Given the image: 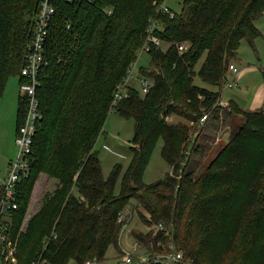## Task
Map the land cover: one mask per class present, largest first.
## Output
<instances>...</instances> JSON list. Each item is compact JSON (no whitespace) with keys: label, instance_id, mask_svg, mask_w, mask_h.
I'll return each instance as SVG.
<instances>
[{"label":"trees","instance_id":"16d2710c","mask_svg":"<svg viewBox=\"0 0 264 264\" xmlns=\"http://www.w3.org/2000/svg\"><path fill=\"white\" fill-rule=\"evenodd\" d=\"M41 1L0 0V98L12 78L19 79V89L24 83L21 70ZM166 1L55 0L44 48L48 66L38 87L44 119L28 161L29 178L17 185L15 234L41 175L60 186L19 235V264L42 255L48 264H103L110 248L120 250L126 222L119 218L133 199L146 225L169 227V236L136 234L153 258L171 254L174 245L184 258L172 264H264V106L249 112L230 102L228 110L245 122L197 180L186 173L191 134L202 117L221 109L241 42L255 49L262 36L256 22L264 0H181L183 11L173 10V19L159 11ZM153 20L162 46L150 44L149 65L134 75L153 86L144 94L133 79L128 96L114 105ZM181 44L186 49L180 53ZM197 78L215 90L196 86ZM18 104L15 143L27 110L21 89ZM111 112L133 119L135 135L129 167L123 172L116 165L106 178L96 143ZM168 116L194 126L169 123ZM161 140L162 159L173 175L146 185L144 173Z\"/></svg>","mask_w":264,"mask_h":264},{"label":"rangeland","instance_id":"374dc122","mask_svg":"<svg viewBox=\"0 0 264 264\" xmlns=\"http://www.w3.org/2000/svg\"><path fill=\"white\" fill-rule=\"evenodd\" d=\"M166 4L178 14L183 11L181 0H167ZM256 23L262 36L256 40L255 49L250 46L247 40L241 42L238 51V58L231 62V64L236 65L241 75L238 77L229 74V79L235 83V86L233 89H227L223 96L225 102L229 101L232 98L231 96H235V98L240 100L242 103L241 106L245 110H250L252 106H255L256 110L254 112L262 110L260 109V104L263 105L264 103L262 82V74L264 73V15ZM138 56L139 59L137 64L132 69L134 75L138 74L140 67H147L150 63L149 55L142 54ZM134 81L139 82V79H134ZM134 81H131L130 84L132 85V83H136ZM194 84H196V86L198 85L207 88L210 91L215 90V88L201 82L198 78L195 80ZM19 96V79L12 78L7 84L4 96L0 98V179L6 177L10 169V166L7 165L10 155L13 152L18 153V148H16L15 143V131L17 125L16 115L19 106ZM221 101H223V99H221ZM229 104L230 102H228L227 105ZM228 107L229 106H226L225 109H222L221 107L216 116H211L206 125L204 124L203 126H200V129L197 132L191 134L193 136L192 141H194V147L187 153L189 162L186 166V173H191L192 177L196 180L213 162L215 158L214 156L218 154L220 149L222 150V148L229 143V136L234 134V132H238L241 128L240 126L242 122H245V118L233 114L228 110ZM217 116L220 118V121L215 120V117ZM168 117L166 118V121L169 123H185L190 127L194 126V124L186 122L185 119L182 120L176 116L172 118L171 116ZM228 125L231 127L228 128ZM134 127L135 122L133 119H123L114 112L109 114V119L103 129L104 133L99 137L96 143V151L99 154V159L102 164V172L106 178L110 176L109 174L111 170L116 165H122L123 172H125L132 162L131 159L133 154L130 147H133L131 142L135 135ZM232 127L233 131L231 130ZM157 144L158 145L151 158L152 160L144 173V183L146 185H153L156 182L163 180L167 175H173V168L162 159V149L164 146L162 140L158 141ZM196 151H198V153H196ZM41 176L42 177L37 182L38 184L36 183L28 214L19 231H22L23 228H25L24 225L26 223L29 224L31 218L40 210L39 208L44 203L43 199L45 196L54 194V191L60 186L54 179L46 175ZM119 187L120 183L117 186V192L120 191ZM137 207L139 210H143L137 200L133 199L124 211L125 217L122 222H126V225L124 226L125 229L122 231V237L120 239V250L115 249L114 247L110 248L107 260L103 262V264H117L124 260L125 255V257H127L129 254L132 255V259L135 261H139L142 257L147 259V257H150L151 255L149 251L151 249L149 248L148 250L143 244L139 245L135 237L137 236L136 234H144L147 236L149 233H154V228H158L159 226H164L165 229L166 227L169 229V227L162 222L156 223L152 226L146 225L143 219H139L140 217L138 215L139 212ZM144 215H146V213H144ZM155 234L156 233H154V235ZM158 255L159 257H169L171 254L164 252Z\"/></svg>","mask_w":264,"mask_h":264},{"label":"built area","instance_id":"2783aa9c","mask_svg":"<svg viewBox=\"0 0 264 264\" xmlns=\"http://www.w3.org/2000/svg\"><path fill=\"white\" fill-rule=\"evenodd\" d=\"M55 0H42L39 10V15L36 19L34 26V34L32 41L28 48V64L21 70V77L24 83L20 86L21 96L27 103V110L25 113L24 124L20 127L19 135L16 140V148H18V153L16 158L11 161L10 169L6 177L0 179V264H18L19 263V252L18 243L19 235L26 231L27 223L24 225L22 231L15 234L14 232V219L16 213L20 210L18 204V191L17 185L29 178L30 175V163H28L29 158L33 154V144L36 136V131L41 127L43 116L40 111V103L38 99V87L40 86V78L44 74L48 64L44 58V48L45 42L49 33V26L55 16ZM159 11L164 16L167 15L170 18L176 16L175 12L171 10L166 4L160 6ZM109 14L112 12L108 11ZM150 29L148 30L147 43L139 51L138 55L148 54L150 52V44L153 43L156 46L161 47V41L155 36V31L160 28L157 20L151 21ZM186 45L181 44L179 46L180 53L185 51ZM135 67V66H134ZM133 67V68H134ZM230 72L233 75L240 76V71L233 64L229 66ZM128 78L123 82L120 87H118L117 93L114 97V105L123 101L129 94L131 87V81L135 78L133 71L130 70ZM140 84L142 85V92L147 94L150 88L153 86L150 80L139 78ZM226 88H233L235 83L231 80L226 81ZM221 107H225L224 103L221 102ZM228 106V105H227ZM170 118V117H168ZM172 118V117H171ZM210 116L206 115L202 117L200 125L203 126L207 123ZM171 120V119H170ZM125 215L120 216V221L123 220ZM158 232L170 235L169 229L164 226H159L154 228V233L157 235ZM171 255L169 257H159L153 258L152 256L140 258L139 261L132 259V255L129 254L127 257L124 256V260L118 262L117 264H147L151 262L152 259L155 262H162L166 264H172L174 262L182 261L184 255L182 252H177L174 245L170 246ZM182 259V260H181ZM148 260V261H147ZM32 264H48V262L43 259V255L39 260L34 261ZM96 264V263H87ZM149 264V263H148Z\"/></svg>","mask_w":264,"mask_h":264},{"label":"crops","instance_id":"0c3cea01","mask_svg":"<svg viewBox=\"0 0 264 264\" xmlns=\"http://www.w3.org/2000/svg\"><path fill=\"white\" fill-rule=\"evenodd\" d=\"M235 67H236V65L235 64H233ZM237 68V67H236ZM230 75L232 74L231 72L229 73ZM229 79V78H228ZM262 82H263V77H262ZM264 83V82H263ZM234 88V87H233ZM233 88H225V90H224V92L227 90V89H233ZM224 92H223V94H222V99H223V101H221L222 103H224V105L225 106H227V104H228V102H235V103H237L238 105H239V107L241 108V109H244L241 105H242V103L240 102V100L238 99V98H235V96H231L232 98L229 100V101H227V102H225V99L223 98V96H224ZM263 97H264V85H263ZM262 104H260V109H262L263 107L262 106H264V103H263V105L261 106ZM229 106V105H228ZM222 109H225V107H223ZM253 109V110H252ZM257 109H259V108H257ZM245 110V109H244ZM256 110V107L255 106H252L251 108H250V110H246V111H249V112H254ZM220 111V110H219ZM218 111V112H219ZM211 117V116H210ZM216 119V121H220V118L217 116V117H215ZM210 119V118H209ZM226 122V121H225ZM244 122H242V124H243ZM207 124V123H206ZM205 124V125H206ZM241 124V125H242ZM228 128H230L231 126L230 125H228L227 126ZM227 128V129H228ZM232 131H233V127H232V129H231ZM228 134L230 135V133L228 132ZM234 134H235V132H234ZM234 134H232V135H230L229 136V140L231 139V137L234 135ZM17 135V134H16ZM16 138V137H15ZM228 140V141H229ZM221 150V149H220ZM17 156V152L15 153V152H13L11 155H10V157H9V160H8V166H10V162L11 161H13L14 159H15V157ZM215 157V156H214ZM8 168V167H7ZM44 176V175H43ZM42 177V176H41ZM55 180V179H54ZM55 181H57V180H55ZM58 182V181H57ZM38 184V183H37ZM41 208V207H40ZM39 208V209H40ZM38 209V210H39Z\"/></svg>","mask_w":264,"mask_h":264},{"label":"bare ground","instance_id":"6f19581e","mask_svg":"<svg viewBox=\"0 0 264 264\" xmlns=\"http://www.w3.org/2000/svg\"><path fill=\"white\" fill-rule=\"evenodd\" d=\"M230 80V79H229Z\"/></svg>","mask_w":264,"mask_h":264}]
</instances>
